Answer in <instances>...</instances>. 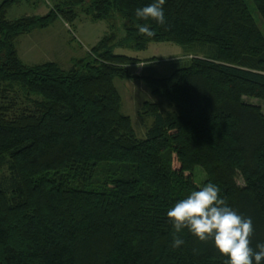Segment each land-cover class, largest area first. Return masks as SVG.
<instances>
[{
	"label": "trees",
	"instance_id": "trees-1",
	"mask_svg": "<svg viewBox=\"0 0 264 264\" xmlns=\"http://www.w3.org/2000/svg\"><path fill=\"white\" fill-rule=\"evenodd\" d=\"M38 1L0 2V264H225L188 229L172 246L168 210L207 183L252 219L251 247L264 243V111L245 100L264 101V33L247 0H166L164 25L135 15L154 0H55L44 15L8 19ZM250 1L264 24V0ZM83 15L111 23L91 58L68 69L20 58L21 35ZM152 42L212 52L167 77L135 75L140 58L114 52ZM116 78L143 80L175 111L145 102L154 121L139 137Z\"/></svg>",
	"mask_w": 264,
	"mask_h": 264
},
{
	"label": "rangeland",
	"instance_id": "rangeland-1",
	"mask_svg": "<svg viewBox=\"0 0 264 264\" xmlns=\"http://www.w3.org/2000/svg\"><path fill=\"white\" fill-rule=\"evenodd\" d=\"M54 2L55 0H39L37 4L24 2L14 5L9 10L8 18L14 19L24 15H44ZM247 2L264 33V24L258 13L254 10L253 3L250 0H247ZM70 26L72 38L70 50H72V48L75 49L73 64L76 59L82 60L91 58L90 52L94 39L100 35L102 36L101 38H103V36L111 33V23L108 20L95 21L91 18L88 19V17H81ZM118 31L121 36L119 39H121L124 35V30H122V27H118ZM80 46H82L83 49L79 48ZM114 52L140 58V63L130 67L132 72H134V69L137 71L147 65L143 72L145 76L167 77L179 67L190 63L195 55H208L212 52V48L210 46L201 45L182 46L171 42H152L146 49L137 50L126 44L119 43L114 47ZM35 61L39 63L41 60L37 59ZM73 64H62V66L65 67L64 69H67ZM115 84L123 99L122 111L132 118L134 128L141 138L147 137L148 129L154 121L152 116L143 112V105L145 102L157 103L160 110L165 114L175 111V106L172 105L166 97L154 94L143 80H123L116 78ZM245 100L260 105L264 111V101L251 98H245ZM194 173L197 184L202 186L206 179V172L202 167L198 166L195 168ZM1 177H9V172L5 163L0 167V178Z\"/></svg>",
	"mask_w": 264,
	"mask_h": 264
},
{
	"label": "clouds",
	"instance_id": "clouds-1",
	"mask_svg": "<svg viewBox=\"0 0 264 264\" xmlns=\"http://www.w3.org/2000/svg\"><path fill=\"white\" fill-rule=\"evenodd\" d=\"M165 2L166 0H154L148 6L137 8L135 15L138 19L154 20L164 25ZM137 27L141 35L155 36V32L148 25L139 24ZM219 193L218 185L207 183L168 210L167 217L174 228L173 248L185 243L179 234L188 229L200 241H214L216 249L227 256L225 264H262L264 243H258L256 249L251 247L254 233L252 219L230 207Z\"/></svg>",
	"mask_w": 264,
	"mask_h": 264
},
{
	"label": "crops",
	"instance_id": "crops-1",
	"mask_svg": "<svg viewBox=\"0 0 264 264\" xmlns=\"http://www.w3.org/2000/svg\"><path fill=\"white\" fill-rule=\"evenodd\" d=\"M1 1L3 0H0V2ZM82 17L87 16L83 15ZM101 37L100 35L94 39L92 47L101 40ZM71 40L70 24L62 19H58L46 28L35 29L30 33L21 35L17 39V50L20 58L28 64H39L52 61L63 67L62 64H73L75 58V49L72 48V50H70L72 46ZM79 48L83 49L82 46ZM37 59L41 61L37 63V61H35ZM145 67H147V65L137 71L134 69L133 73L138 76H143ZM137 80L142 81L141 79Z\"/></svg>",
	"mask_w": 264,
	"mask_h": 264
}]
</instances>
